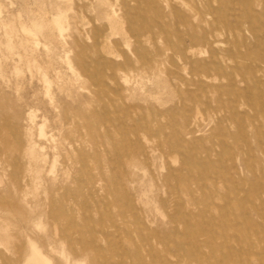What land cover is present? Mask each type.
<instances>
[{"label":"rangeland","instance_id":"1","mask_svg":"<svg viewBox=\"0 0 264 264\" xmlns=\"http://www.w3.org/2000/svg\"><path fill=\"white\" fill-rule=\"evenodd\" d=\"M254 132L264 0H0V264H264Z\"/></svg>","mask_w":264,"mask_h":264},{"label":"bare ground","instance_id":"2","mask_svg":"<svg viewBox=\"0 0 264 264\" xmlns=\"http://www.w3.org/2000/svg\"><path fill=\"white\" fill-rule=\"evenodd\" d=\"M217 13V16L218 18L221 19V21L223 20L222 18V14H221V11L219 9H217L215 11ZM196 50V49H195ZM193 52V51H192ZM34 77V76H33ZM257 130V128H256ZM258 131V130H257ZM255 133V132H254ZM255 134H259V135H255V138L256 141H257V146H256V150L259 152V154L263 155L264 154V136L260 135V133L256 132ZM182 169L185 170L187 169V164L186 163H182ZM181 182L183 183V185H185V188L183 189L184 193L186 194H191V192H193V190L191 189L190 186H188L186 183H185V179L182 178L181 179ZM218 184V183H216ZM212 190V189H211ZM181 195H182V191L179 192L178 194V198L179 200L177 201V206L181 205V202H182V198H181ZM255 197V196H254ZM192 215V214H191ZM169 222L171 224H176L178 222V220L176 219V217L174 215H170L169 216ZM185 231V230H184ZM205 232L202 230L199 235H204ZM193 235V234H192ZM198 235V236H199ZM197 235L194 236V238L196 239V245H195V251H196V248L198 247H201V243H200V240L198 238ZM231 237V238H234L232 234H228V235H225V237ZM173 257H175V260H170L168 261V264H183L185 262H187V264H208V262L206 260H204L203 258L200 257L199 254H196L194 252V250H190V253L189 255H187L185 252H182V251H179L177 254H175ZM221 257V256H220ZM47 260L46 258L42 255V253L36 248V247H33V251H32V255L29 259V262L30 263H33V264H40V263H45ZM262 262V261H261ZM48 263V262H47Z\"/></svg>","mask_w":264,"mask_h":264}]
</instances>
